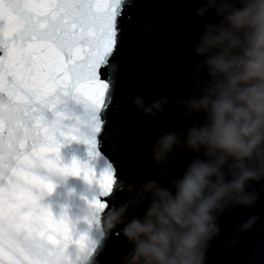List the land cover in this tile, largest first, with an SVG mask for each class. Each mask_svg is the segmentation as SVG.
Masks as SVG:
<instances>
[{
    "label": "clouds",
    "instance_id": "1",
    "mask_svg": "<svg viewBox=\"0 0 264 264\" xmlns=\"http://www.w3.org/2000/svg\"><path fill=\"white\" fill-rule=\"evenodd\" d=\"M191 14L200 31L190 45L198 59L188 93L173 98L162 91L150 103L138 93L132 100L138 114L153 120L172 106L188 122L183 130L159 132L147 145L148 164L163 179L137 180L131 169L116 175L105 206L86 217L99 234L95 246L70 252L68 245L53 257L55 264H99L97 247L113 233L125 238L119 264H206L225 210L257 203L252 184L264 180V0H202ZM177 24L185 27L182 18ZM173 78L169 74L167 83ZM176 150L194 155L172 176ZM120 193L127 198L120 200ZM68 219L74 230L76 221ZM257 220L249 217L236 231H249Z\"/></svg>",
    "mask_w": 264,
    "mask_h": 264
},
{
    "label": "snow or ice",
    "instance_id": "2",
    "mask_svg": "<svg viewBox=\"0 0 264 264\" xmlns=\"http://www.w3.org/2000/svg\"><path fill=\"white\" fill-rule=\"evenodd\" d=\"M123 7V0H0V264H55L69 244L89 246L87 234L73 240L66 214L41 202L54 187L42 173L82 175L100 196L112 194L117 168L101 147L115 118L111 58ZM61 96L82 104L83 117L65 123L72 116L54 111ZM65 141L83 142L90 157L105 160L99 177L87 163L62 162Z\"/></svg>",
    "mask_w": 264,
    "mask_h": 264
},
{
    "label": "water",
    "instance_id": "3",
    "mask_svg": "<svg viewBox=\"0 0 264 264\" xmlns=\"http://www.w3.org/2000/svg\"><path fill=\"white\" fill-rule=\"evenodd\" d=\"M202 0H131L125 4L123 14L119 17L121 28L120 43L111 58L118 64L115 93L110 113L115 118L108 125L101 151L117 168V176L130 169L136 172L137 180L163 177L155 167L148 164L147 145L161 131L183 130L188 122L179 118L177 110L168 106L165 114L158 120L138 114L132 108V100L140 93L147 102L159 98L162 91L173 98L186 95L189 81L193 74L194 64L198 57L190 51L195 43L199 23L192 10ZM185 21L181 29L178 19ZM155 31L147 33V28ZM163 29V33L161 32ZM146 50V55H138ZM157 53L153 58L152 53ZM105 69H101L102 78ZM173 75L171 84L167 83L168 75ZM203 75V74H202ZM63 103L54 111H64L72 116L65 123H75L76 117H83L84 107L71 96H61ZM52 118V113H48ZM60 158L67 165L73 159L87 163L97 175L105 170L104 159L89 156L88 145L78 141H65L60 148ZM194 153L176 150V162L169 168V175L183 172L193 158ZM47 175L54 185L50 193H44L42 203L49 207L56 216L66 214L76 221L73 240L81 234H87L89 247L96 244L99 234L90 230L86 217L93 208L91 202L99 197V186L89 183L83 176ZM259 199L252 207L236 206L225 210L218 220L220 234L214 238L207 249L206 264H264V180L253 183ZM119 199H126L125 193ZM107 200L108 198H103ZM258 220L249 231L237 232L236 228L251 216ZM235 241V243H233ZM125 238L116 233L100 241L94 259L99 264H119L125 251ZM101 248L103 249L101 251ZM78 245L69 244L68 250L75 252Z\"/></svg>",
    "mask_w": 264,
    "mask_h": 264
}]
</instances>
